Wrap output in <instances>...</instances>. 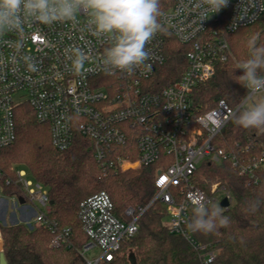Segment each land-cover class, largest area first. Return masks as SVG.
<instances>
[{
  "label": "built area",
  "instance_id": "2783aa9c",
  "mask_svg": "<svg viewBox=\"0 0 264 264\" xmlns=\"http://www.w3.org/2000/svg\"><path fill=\"white\" fill-rule=\"evenodd\" d=\"M161 10L164 30L146 45L151 70L138 69L131 76L105 71V42L90 32L82 16L51 25L27 23L23 33L0 34V149L15 142L16 110L28 104L37 121L49 126L52 145L59 151L71 147L80 134L89 141L102 167L112 147H134L137 153L135 160L118 156L115 163L122 170L156 167V195L137 216L134 210L127 211L133 217L130 222L115 215L114 203L106 192L81 203L79 217L88 237L79 250L84 264L113 262L123 243L138 233L141 215L157 201L166 207L170 232L195 247L201 264H218L217 252L197 244L186 225L194 199L203 198L222 208L221 201H230L231 195L219 183L212 185L210 194L198 188V168L203 162L229 160L240 175L255 181L256 172L264 166V154L241 161L215 144L236 108L220 101L202 112L194 104L196 89L215 76L217 64L232 57L228 35L256 24L264 16V0H229L218 12L201 6L200 0H161ZM166 33L191 49L179 80L156 89V71L166 61ZM17 42L22 45L18 51L14 48ZM76 47L90 54L78 73L71 70L65 55ZM15 173L19 192L12 205L21 216H27L19 222L30 229L46 225L53 233L51 247H71V230H60L48 218V191L26 170ZM6 184L12 181L7 179ZM94 249L101 253L90 260L87 254ZM2 254L0 229V258Z\"/></svg>",
  "mask_w": 264,
  "mask_h": 264
},
{
  "label": "trees",
  "instance_id": "16d2710c",
  "mask_svg": "<svg viewBox=\"0 0 264 264\" xmlns=\"http://www.w3.org/2000/svg\"><path fill=\"white\" fill-rule=\"evenodd\" d=\"M253 36L264 45V16L256 24L228 35L232 57L217 64L215 76L195 91L194 104L202 112L214 108L220 101L232 108L240 105L246 89L235 81L236 75L241 74L236 65L247 58V41ZM165 37L166 61L156 71V89L179 80L187 67V54L191 49L190 45L179 43L169 33ZM215 144L233 152L241 161H248L264 154V133L245 130L231 120L217 136ZM118 156L135 160L137 153L134 147H112L106 165L102 167L94 157L89 141L80 134L75 136L71 147L59 151L52 145L49 126L37 121L28 104L18 107L16 140L0 149V185L6 194H17L15 170L26 167L30 178L48 191L53 202L49 220L60 230H71L72 246L51 247L53 233L46 225L34 229L24 223L0 225L7 264H84L79 250L88 242V237L79 209L82 202L100 192L110 195L115 215L125 222L133 218L127 215L129 209L135 211V216L140 209H145L156 195V167L122 170L115 163ZM14 164L17 167L12 169ZM256 176L257 180L250 181L240 175L229 160L203 162L198 168L195 175L198 188L210 194L212 185L219 183L231 195L229 207L220 208L230 219L229 227L209 235L187 230L197 244L217 252L218 264H264V166ZM7 179L12 184L7 185ZM251 201H259L255 213L247 211ZM191 216L192 208L188 222ZM166 218V207L155 202L141 215L138 233L125 241L115 260L107 264H201L195 247L164 225Z\"/></svg>",
  "mask_w": 264,
  "mask_h": 264
},
{
  "label": "clouds",
  "instance_id": "9594fccd",
  "mask_svg": "<svg viewBox=\"0 0 264 264\" xmlns=\"http://www.w3.org/2000/svg\"><path fill=\"white\" fill-rule=\"evenodd\" d=\"M229 0H200L207 10L218 12ZM86 18L87 27L105 42L103 65L108 74L122 72L129 76L138 69L151 70L146 45L164 30L161 0H0V34L23 33L27 23L51 25ZM21 43L14 44L18 51ZM248 56L236 65L241 70L235 81L246 89L240 105L231 115L232 122L245 130L264 133V45L256 37L247 41ZM71 70L79 72L90 54L76 47L66 51ZM27 60V58H25ZM29 69L35 71L32 64ZM235 70V71H236ZM192 216L187 223L191 233L215 234L230 225L229 217L213 202L203 198L192 202ZM259 201H251L247 211L255 213Z\"/></svg>",
  "mask_w": 264,
  "mask_h": 264
},
{
  "label": "rangeland",
  "instance_id": "374dc122",
  "mask_svg": "<svg viewBox=\"0 0 264 264\" xmlns=\"http://www.w3.org/2000/svg\"><path fill=\"white\" fill-rule=\"evenodd\" d=\"M17 167V164H14L12 166V169H15ZM21 169L27 170L26 167H21ZM28 172V171H27ZM29 176V174H28ZM30 177V176H29ZM216 184V183H214ZM16 195H8L3 191V186L0 185V225L3 226H9V225H16L19 224V221H22L26 219V215L24 213H21L19 210L14 209L12 203H13V198ZM21 216V218H20ZM164 225L168 226L169 225V218H166L164 220ZM4 245V243H3ZM128 249H125L127 251ZM124 251V250H123ZM100 250L99 249H94L90 251L87 254V258L92 260L95 259L100 255Z\"/></svg>",
  "mask_w": 264,
  "mask_h": 264
},
{
  "label": "water",
  "instance_id": "95a60500",
  "mask_svg": "<svg viewBox=\"0 0 264 264\" xmlns=\"http://www.w3.org/2000/svg\"><path fill=\"white\" fill-rule=\"evenodd\" d=\"M22 202V201H21ZM53 204V202L51 201V205ZM230 205V201L228 199H224L221 201L220 203V206L222 208H228ZM0 264H7V260H6V257L4 254L1 255V258H0Z\"/></svg>",
  "mask_w": 264,
  "mask_h": 264
}]
</instances>
